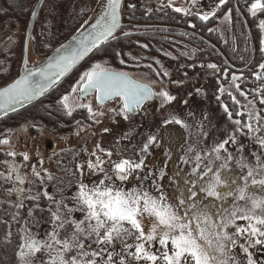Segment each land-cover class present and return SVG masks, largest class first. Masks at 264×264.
Returning <instances> with one entry per match:
<instances>
[{"label":"snow or ice","instance_id":"1","mask_svg":"<svg viewBox=\"0 0 264 264\" xmlns=\"http://www.w3.org/2000/svg\"><path fill=\"white\" fill-rule=\"evenodd\" d=\"M196 3L197 0H192L193 6ZM228 3L229 0H219L218 5L208 11H191L184 7H175L174 11L207 22ZM102 4L101 12L91 23L90 30L81 31L72 37L69 44L57 48L51 57H47L46 64L29 67L25 56L24 74L6 87H0V112H14L18 106L23 107L44 96L89 53L98 52L120 40L121 0H102ZM245 5L252 17L264 15V0H245ZM130 7L135 8V5ZM164 7H172L171 0ZM232 12L233 9H229L225 19H229ZM30 15L36 16L37 13L32 10ZM88 23L84 21L85 25ZM191 27L195 28L196 25L192 24ZM258 28L264 31V20H259ZM123 35L127 37L131 33ZM261 43L264 44V40ZM112 55L121 58L122 49L115 50ZM125 62L124 58L120 59L121 64ZM148 67L151 68L150 65ZM207 67L217 72L223 71L214 63ZM258 68L260 71L251 75L258 81H264V62ZM156 75L161 73L156 72ZM163 75L168 74L164 72ZM242 79L243 73L239 76L233 73L231 87L248 100L250 93L237 83ZM218 91L221 96L225 94L222 86ZM69 92L76 93L78 99L94 92L100 102L118 100V114L122 113L124 119L157 96L164 104L176 99L167 90L154 92L148 84L132 79L126 72L110 70L100 63H93L80 73L75 83L69 85L66 94L56 100L58 111L65 115H73L76 108L87 109L92 114L89 104H78L75 108L70 106ZM227 95L234 105H240L232 91H228ZM251 95L253 99L248 100V105H240L242 110L235 114L227 104H223L224 112L230 119L233 115L240 117L233 120L236 129L228 139L214 145L202 144V125L195 140L189 134V142L182 149L184 155L179 157L181 164L188 166L183 169L177 167L170 172L163 162L159 168H147V156L154 148H159L167 159H171V145L169 151L164 152L166 129L150 132L142 140L134 157L111 159L113 152H104L97 145V149L104 152L109 160L105 161L94 151L92 156L95 161L89 160L87 167L93 173H101L102 178L93 182L91 187L81 180L78 191L71 198L72 207L64 203L63 198L55 201L46 190L32 195L31 188L23 187L26 174L21 172V168L26 165L5 161L7 173H0V178L11 182L12 187L8 191L17 195V209L23 207L25 199L39 201L41 196L53 202L56 209H48L52 230L45 238H35L29 230L21 229L20 243L15 253L18 258L16 264H37V261L39 264H264L252 251L264 250V135L261 134L264 133V115L256 107L257 102L264 105V83L252 89ZM173 124L181 125L184 129L191 128L175 117L162 122L168 129ZM108 131V128L104 129V132ZM237 132L249 136L258 145L260 151L252 154L254 159L247 156L244 146L236 138ZM230 143L239 146L230 151L227 147ZM0 144H9V140H0ZM7 155L15 157L17 153L9 151ZM21 155L24 161L30 159L26 153ZM105 164H109L110 168H106ZM83 168V165H77L81 176ZM44 171L47 172L46 169ZM32 175L43 183L44 177L35 166L32 167ZM47 178L51 179V174ZM130 179H135L136 185L126 189L124 185ZM164 180H168L172 186V193L163 186ZM36 207H39L38 203ZM62 209L68 213L67 217ZM75 212L82 213V218H74L72 213ZM28 214L32 215L31 209ZM66 225L72 228V232L61 239L59 232ZM11 235L10 230L5 235L9 243ZM129 238L132 243H127ZM86 241L91 243L86 244ZM117 242L120 244L119 250ZM92 243L96 248H92Z\"/></svg>","mask_w":264,"mask_h":264},{"label":"rangeland","instance_id":"2","mask_svg":"<svg viewBox=\"0 0 264 264\" xmlns=\"http://www.w3.org/2000/svg\"><path fill=\"white\" fill-rule=\"evenodd\" d=\"M50 1L52 3V5L50 4V9L52 10V15L50 17L52 18V20H47L48 25L47 23H45V20H40L37 26V37L40 41L41 46V48H39V51H43V53L51 49V43L56 45V43H58L59 41H64L66 38H69V34L71 33V31L75 32L78 29L77 26L82 25V23L86 20V18H88V16L92 13L93 9L99 2V0ZM132 1L135 3L139 2L140 5L147 11L150 8L163 10L167 8L174 9L175 7L189 8L193 11H196L197 9L201 11H208L215 8L219 3V0H197L196 5L193 6L192 0H171L172 7H164L165 5L169 4L170 0ZM130 3H132L131 0H129V4ZM56 4L58 7L57 9L54 8ZM229 9H233V12L229 19H225V14ZM262 17L264 19V15H262ZM174 18V15L165 16L162 21L163 23L171 24ZM7 21L10 22L11 19L7 18ZM12 22L13 21H11V24L8 28L13 30V34L10 38V41L8 40V42H6V46H10L12 52H14L15 50H18L20 48L18 46V31L21 28L17 23ZM240 22H242L240 16L236 12H234L231 0H229V3L226 7H222L217 10L216 16L213 19H210L207 24L199 26V30L201 29V31H203L207 27L213 29V31L217 33L216 38L223 40L224 45H228L230 47L228 53L233 55L231 56L233 62H231L235 65L245 64L251 57L250 53L246 55V53H243V50L247 47V42L249 40L248 32L250 30L252 31L254 36V31L250 27V24L252 23H248V31L247 28L243 30V28L241 27L242 24L240 25ZM137 31L138 30L131 28H124L123 33H131ZM204 31H206V29ZM144 38L145 37H140L138 35H130L127 37L123 35L120 36V40L118 42L116 41L115 47L113 45L112 52L103 51L102 49H100V51L98 52L91 53L84 61V63L80 67H78L72 74H70V76H67L68 78L64 81L63 84L60 85L61 88H58L60 92H58L59 94H57L56 100L60 95L66 94V91L69 89V85L75 83V81L79 78V74L89 68L93 63H100L102 66L109 69L124 71L137 80L146 81L150 85H153L157 92L167 90L171 95L174 96H176L177 92L174 88H177V86L180 88L189 87L191 88L189 90L190 92H195L198 91L195 89L197 86H202L208 81L207 83L208 87L210 88V92H213L212 97L213 99L215 98V89L212 90L211 88L216 87L218 84V81L215 78V74L217 73V71L207 67V65L211 63L209 62L210 59L205 57V63L203 65V68L201 69L204 74H207L206 77H209L207 80H200V76H196L195 78L181 79L180 75L178 76L176 81L169 83V81L167 80L168 78H152L149 76L150 71L165 70L169 76L172 70H170L168 67H157V63L155 62L160 60V56L163 55L169 57L176 55L174 57L180 56L185 58V56H188L189 54L192 55L193 52L189 49L185 50L186 47H184L178 41V39L176 38V33H174L173 31H156L153 35L150 36L149 40H146ZM257 38V49H259L262 53L263 61L261 62H264V51L261 50L264 49V44L261 43V40H264V31H262ZM154 40L158 41L155 42ZM159 41H163L164 44L159 43ZM165 42H168L166 44L169 45H165ZM59 45H57L56 47H58ZM143 45H147V47L145 48L143 47ZM152 46H157L158 49L162 52L155 53L154 51H151ZM207 47L208 46H206V48ZM117 49H122L121 58H124L126 61L124 64L120 63L121 58L112 55V53ZM199 49V55H214L213 51L206 52L204 48L200 47ZM152 54L154 55L150 56ZM34 58L40 59L41 57L39 58V54L37 56L35 54ZM260 59V57L257 58V61L259 62ZM216 61V65L220 69L222 66V60L216 59ZM254 63L257 62L254 61ZM247 64L249 63L247 62ZM128 65H132L133 67H128ZM149 65L151 66V68L148 67ZM192 69L193 67L184 69L185 71L181 72L186 73V70ZM229 71L230 72L226 70L225 72V74H227V78L223 79L222 77V79H219V82H223L222 85H219V88L221 86L224 87L226 92V94L224 95V98H226L225 101H227L229 109L235 114V112L242 110L240 108V105H248V100L253 99V96L251 95V90L253 89L252 87L257 88L260 84L264 83V81H258L256 77L253 80L249 77H245L243 74L242 80H253L252 85L250 84L248 86L250 88H248L249 90L247 89V92H249L250 95L248 97V100H246L239 94L237 90L231 87V76L233 73L236 74V72H233L234 70L232 69H229ZM236 75L239 76L240 74ZM182 76L184 77V75ZM201 81L202 84L199 83ZM205 86L207 85L205 84ZM228 91L233 92L236 98L240 101V105L233 104L231 98L227 95ZM68 94V102L70 106L75 108V106L78 104H89L92 107V114H89L87 109H81L84 121H79L75 116L71 115L69 119H67V117H61L58 125H37L33 128L30 127V121L28 122L24 119V117H21L20 124L18 122L13 126H6L4 127V129H0V140H9V144H0V173H7V169L4 164L5 161H9V163H11L16 160L17 162L15 161V163L26 165L25 167L21 168V172L23 174H26V180L23 187L26 189L31 188L32 195L42 193L46 190L48 194L54 198L55 201H60L63 198L64 203L68 204L69 207H72L73 202L71 198L78 191V185L81 180H83L84 183L91 187L93 182H98L102 178L101 173H93L87 167V162L89 160H93V162L95 161L92 153L95 151L97 155H100L101 158L105 161L109 160V158L104 154V152L106 151L113 152L114 155L111 159H119L120 157L126 156L127 150L121 144V141L124 140L129 134V127L127 121H122L121 119L115 117V115L117 116L118 114L119 108L117 109L114 104L104 106L98 105L95 95L89 96L87 99L80 100L77 98L76 93L69 92ZM195 94L196 93H194V95ZM258 95L259 94H257V96ZM181 99L182 100L174 106L173 117L183 120L186 124L190 125L191 128L184 129L181 125L175 124L171 126V129H168L167 125H160L161 127L154 126L151 130L150 128H147L138 137V141L140 144L150 132H155L158 129H161V131L166 129V138L172 136L173 139H178V148L182 151L186 143L189 142V134H191L192 139L195 140L197 138L196 133L200 131V126H203V124L207 126L206 128H210L212 130L211 133L206 135L209 140L207 145H214L218 141L228 139L233 134L234 130L236 129L233 120L240 119V117L233 115V117L230 119L228 115H225L223 119H221L222 115H220V113L223 109L221 103H224L221 95L219 96V100H212L211 95H209L208 93L204 101L200 103H193L196 101H192L189 96L188 98ZM185 101H187V103H185ZM216 103H218L219 105H215ZM173 104L174 101L167 104V106L165 107V113L171 112L168 109L172 108ZM163 106H165L164 103ZM217 106H219L220 108H218ZM249 107L251 106L249 105ZM256 107L261 111V114L264 115V105H260L257 102ZM114 108L117 109L116 112L113 111ZM244 110L246 111L247 109ZM75 111L73 113H75ZM206 112L210 113L208 117H205L204 115L206 114ZM217 115L221 116V120L219 119L220 121L218 123V120L216 118ZM202 119L206 120V123L205 121H203V124H201ZM244 119H247V117H244ZM262 123H264V121H262ZM105 128H108L109 131L104 132ZM206 128L203 129V133ZM261 134L264 135V133ZM202 137H205V133ZM202 137H200V140ZM236 138L238 139L239 143L244 146L247 156L250 159H254L252 154L258 153L260 151L258 145L249 136L242 135L239 132L236 133ZM97 145L104 149V152L99 151V149H97L96 147ZM238 146L239 145H233L231 143L227 145L230 151L235 150ZM9 151H14L17 153V155L15 157H10L7 155ZM24 153L29 156L30 159L28 161L23 160V156L21 154ZM182 155H184L183 151ZM58 157L64 158L68 164H57L56 159L59 160ZM40 161H42V163ZM78 164L84 166L83 176L80 175V170L77 169ZM33 166H35L37 171H39L44 177L43 183H41L40 179L32 175ZM105 167L110 168V165L105 164ZM45 169L47 170V172L44 171ZM236 171H238V169H236ZM49 174H51V179L47 178ZM67 174H69V177H67ZM10 187H12L10 181L0 178V201H7L8 204H10L14 208L15 215L22 217L21 229L29 230L30 234L35 238H45L46 234L52 230L51 215L48 209L51 207L52 211H56L55 204L53 202H50L47 197L41 196L39 201L36 202L25 199L24 203L27 200V204H29L28 206L30 207L26 208L25 206H23L22 208L17 209L15 207L17 195L8 191ZM24 195H28V193H25ZM37 203L39 204V207H36ZM29 209L32 210V215L28 214ZM62 213L65 217L68 216V213L63 209ZM72 216L76 219H81L82 213L75 212L72 213ZM71 232L72 228L66 225L63 230H60L59 236L61 239H63L65 237H68ZM87 243H91V241H86V244ZM127 243H132V239L129 238ZM91 246L92 248H96V245L94 243H92ZM116 247L117 250H119V242H117ZM252 251L254 252L255 257L258 260L264 261L263 250H260L259 252V249H252ZM237 252H239V250H237ZM240 255L241 259H243V255Z\"/></svg>","mask_w":264,"mask_h":264},{"label":"flooded vegetation","instance_id":"3","mask_svg":"<svg viewBox=\"0 0 264 264\" xmlns=\"http://www.w3.org/2000/svg\"><path fill=\"white\" fill-rule=\"evenodd\" d=\"M36 2H37V0H0V86L4 85L5 83H7L11 79H13L20 69L21 62L23 59V54H24V42H25L26 27L28 24L30 12L32 11ZM131 2L135 4V8L130 7V5H134V4H132V3L129 4V0H123V4H122V23L123 24H122V29L119 30L120 36L123 35L124 28H129V29L131 28V29H135L138 31L143 30L142 32H146V33H148L149 31H156V30H161V29L170 30V31H173L174 33H176V38L184 47H186L185 50L189 49L190 51L193 52L192 55L189 54L188 56H185V58L180 57V56L174 57L176 55L169 56V57L163 56V55L160 56L159 57L160 60H159V63L157 64V67H159V66H162L164 68L168 67L170 70L171 69L172 70H171L169 76L163 75V73L166 72L165 70L150 71V74H149L150 77H152V78L163 77L164 79L168 78L167 80L169 81V83L176 81V79L180 75H181V79L182 78H184V79L195 78L196 76H200V80H207L209 77L208 76L206 77L207 74H204V72H202V70H201L203 68L204 63H205V61H204L205 57L210 59L209 62L214 63V64L217 63L216 59H221L222 60V66L220 69L223 71L217 72L215 74V78L217 79L218 84L216 87L211 88L212 90L215 89L214 91L216 92V95H215L216 99L215 98L213 99V97H212L213 92H210V88L208 87V83H207L208 81H207L205 83L207 86H205V84H203L202 86H197L195 89L198 91H195V92H190L189 90L191 88H189V87L188 88L187 87H181L180 88L177 86V88H174L177 91L176 96H175L176 99L174 101L173 107L168 109L171 111L170 113H165V111H166L165 107L167 106V104H165V106H163V101L158 96L153 98V99L146 101L145 105L142 106L141 110H138L135 113L129 114L128 119H124L122 113L117 114V116L114 113L115 117H117L118 119H121L122 121H127L128 127H129V131H128L129 134L127 135V137L124 140L121 141V144L127 150L126 156H123V157H134V153L136 151H138V148L140 146V143L138 141V137L141 133L144 132L145 129L150 128V130H151L154 126L162 125V122L166 118L167 119L173 118L174 106L182 100L181 98H188V96H189L192 99V101H196L193 103H200V102L204 101V99L206 98V95H208V93H209V95H211L212 100H217L218 97L221 95L220 92L218 91L219 85L223 84V82L222 83L219 82V79H222V77H223V79L225 78L226 70H228V72H230L229 69H232V70H234L233 72H236V74L243 73L245 77H249V78L254 79L255 77L253 75H251V73L260 71V69L258 68V65L260 63H262L261 61H263L262 53L259 49H257L256 44L258 41L257 37L262 32L258 28V22H259V20H264V19H263L262 15H258L257 18L252 17L251 13H249L247 11V7L245 5V0H231V4L234 8V12H236L240 16V19L242 21V22H240V25L242 24L241 27L243 28V30L246 29L248 23L250 24V22H251L252 24H250V27L254 31V36H253L252 31L251 30L249 31V28H247V30L249 31L248 32L249 40L247 42V46H248V51H249L251 57L247 61L249 64H247V62H246L245 64H242V65H237V64L235 65L232 63L233 59H231V56H233V55L228 53L230 50V47L228 45H224L223 40L216 38L217 33H215L214 31L209 32L208 29H210V28H208V27L205 28L206 31H204L205 29L203 31H201V29L199 30V26H203V25L207 24L210 20L207 22L201 21L196 16L185 15L184 13H177L174 11V9H169V8L163 9V10L150 8L151 11H149V9L147 11V10H145V8H143L140 5L139 2L135 3L132 0H131ZM50 4L52 5L50 0H44L42 5L39 7V9L37 11V15L35 17V22H34V30L32 31V34L29 35V37L26 41L28 43L27 44V52H26L27 53V59H28L30 52H32L34 54V56H35V54H36V56L39 54V58L41 57L40 59H42L43 57L50 54L57 45H59L63 42V40H61L58 43H56V45L51 43L52 47H51V49H49V51L47 50V52L43 53V51H39V48H41V46H40V41L38 40V37H37V26H38L40 20H45V23H47V20L48 21L52 20V18L50 17L52 15V10L50 9L51 8ZM129 7H130V10H129ZM54 8L55 9L58 8L57 4H56V6H54ZM191 11H193V10H191ZM44 12H45V14H44ZM167 12H170V14H173L175 16V18H174V20H172L171 24L163 23V21H162L164 19L165 15L167 14ZM43 16H45V17H43ZM148 16L151 18H149ZM7 18L11 19V21H13L12 23H17L21 28L18 31V46L20 48L18 50H15L14 52H12L10 46H6V42H8V40L10 41V38L13 34V30L8 28L9 25L11 24V21L10 22L7 21ZM13 19H15V20H13ZM210 19H213V18H210ZM192 24H195L196 27L195 28L191 27ZM47 25H48V23H47ZM163 25H173L175 27H178V29L163 28L162 27ZM77 28H78V26H77ZM138 31L136 33H140ZM201 32H203V33H201ZM131 33H135V32H131ZM178 34H184L185 36L186 35L191 36L192 38H189V39L188 38L187 39L180 38V37H178ZM151 35L152 34L147 35V34L143 33V36H145L144 39H146V40H149ZM154 41L156 42L158 40H154ZM159 43L164 44L163 41H159ZM166 43H168V42H165V45H169ZM198 43H200V44H198ZM148 45H149V43H148ZM206 46H208V47L206 48ZM199 47L204 48V50H206V52L213 51L214 55L210 56L209 53H208L209 54L208 56L199 55V52H198L200 50ZM151 51H154L155 53L162 52L158 49L157 46H152ZM153 55L154 54H152L150 56H153ZM259 57L261 59L258 62L257 58H259ZM87 58H88V56L77 66V68L80 67ZM152 61H154V60H152ZM254 61H256L258 64L254 63ZM128 67L132 68L133 66L128 65ZM191 67H193L192 70H186L187 71L186 73L181 72V71H185L184 69H188ZM77 68H75L70 74H72ZM114 70H117V69H114ZM156 72H160L161 75L157 76ZM70 74L68 76H70ZM182 75H184V77ZM130 77L132 79H135L132 76H130ZM67 78L68 77L63 79V81H61L52 90L45 93L44 96H41L40 98L36 99L32 103L27 104L24 107L19 108L14 112H10V113H7L5 115L0 116V129H4V127H6V126H13L14 124H16L18 122L20 124L21 123V117H24V119L28 122L30 121V127H32V128L37 126V125L38 126L58 125L61 117H64V118L67 117V119H69L70 116L65 115L62 111H58V105L56 104V96H57V94H59L58 92H60L58 90V88H61L60 85L63 84ZM135 80H137V79H135ZM137 81L140 83L148 84L153 89L154 92L156 91L154 86L150 85L148 82L142 81V80H137ZM244 82H245V80H239L238 81V83H240L241 89L247 91V89L250 87L243 85L242 83H244ZM199 83L202 84V81ZM252 88L255 89L256 87H252ZM194 93H196V94L194 95ZM225 94H226V92H225ZM92 95H95V97H96V93L93 92V93H90L89 95H87L86 97H84L83 99H87L89 96H92ZM224 95L222 96V100L224 101V103L223 102L221 103L222 106H223V104H227V101H225L226 98H224ZM83 99H80V100H83ZM96 101H97L98 105H101V106L114 104L117 109L120 107V103L118 100H111L110 99V100L104 101L103 103H100V101H98L97 99H96ZM215 105H219V104L216 103ZM217 107L220 108L219 106H217ZM82 110L77 108L75 113H73V116H75L76 119L79 121H84L83 120L84 117L82 116L83 113L81 112ZM204 115H205V117H208V115H210V113L206 112V114H204ZM220 115H222V117L219 115L216 116V118L218 120L217 123L221 119H223V117L225 115L227 116V114L224 112V109H222V112L220 113ZM220 117H221V119H220ZM203 121H205V123H206V120L202 119L201 124H203ZM202 127L204 129L207 126L205 124H203ZM157 131H161V129H158ZM173 131H175V130H173ZM211 132H212V130L210 128H206V130L204 131L205 137L204 138L202 137L203 139L201 138L202 144L207 145L209 140H208L206 135L211 133ZM177 141L179 142L178 139H176V138L173 139L172 136L169 138H166V134H165L163 137L164 152H168L169 151V145H171V152H170L171 159H167L164 156V154L160 151L159 148H154L151 150L150 155L147 156V159H146L147 168H149V169L159 168V167H161L162 162H163V165L166 166L170 172L175 171L177 167L182 168V169L188 167L186 165H182L180 162L179 157H181L183 155H182V151L178 148L179 144ZM180 143H181V140H180ZM58 158H59V160L56 159L57 164H59V165L68 164L64 158H61V157H58ZM120 158H122V157H120ZM67 177H69V174H67ZM162 184L169 193L173 192V188L168 183V180L162 181ZM135 185H136V180L130 179L124 185V187L127 189V188L133 187ZM259 252H260V250H259Z\"/></svg>","mask_w":264,"mask_h":264},{"label":"trees","instance_id":"4","mask_svg":"<svg viewBox=\"0 0 264 264\" xmlns=\"http://www.w3.org/2000/svg\"><path fill=\"white\" fill-rule=\"evenodd\" d=\"M170 15H173V14H170V12H167V14L165 16H170ZM156 31L169 32L170 30L161 29V30H156ZM156 31H149L148 33H146V32L136 33L135 32V33H131V35H138L140 37H145V36H143V33L147 34V35L148 34L153 35L154 32H156ZM72 32L73 31H71V33ZM71 33L69 35H71ZM178 37L185 38V39L192 38L191 36H187V35L185 36L184 34H178ZM115 43H116V41L112 42L110 46H105L104 48H101V49L103 51H111L112 52V50H113L112 47H113V45L115 47ZM243 53H246V55L249 54L248 46L246 47V49L243 50ZM251 79H253V78H251ZM253 80H250V81L245 80V82L242 84L245 86H249L250 84L252 85ZM28 205L29 204H27V200H26L23 206H25L26 208H29L30 206H28ZM13 217H15V218H13ZM21 222H22V217L15 215L13 207L10 204H8L7 201H0V264H16V261L18 258L15 255V253L18 249V244L20 243L19 238L21 235ZM9 226H10V228H9ZM9 230L12 233L11 238H10V240H11L10 243L5 240V235ZM43 258L47 259V257H43ZM37 264H39V261H37Z\"/></svg>","mask_w":264,"mask_h":264},{"label":"water","instance_id":"5","mask_svg":"<svg viewBox=\"0 0 264 264\" xmlns=\"http://www.w3.org/2000/svg\"><path fill=\"white\" fill-rule=\"evenodd\" d=\"M43 1L44 0H37V2L35 3V5H34V7H33V9L32 10H35L36 11V13H37V11H38V9H39V7L42 5V3H43ZM100 2H101V4L98 6V3H97V5H96V7L93 9V11H92V13L88 16V18H86V20L85 21H89V23L87 24V25H85L84 24V22L82 23V25H83V27H78V29L68 38V39H66L63 43H61L58 47H56L50 54H48L47 56H45V57H43L42 59H40V60H37V62L36 63H30L29 62V60H28V62H29V67H39V66H43L44 64H46L47 63V57H51L52 55H53V53L55 52V50L57 49V48H59V47H61V45H67V44H69V42L71 41V39H72V37L73 36H76V35H79V33L81 32V31H88V30H90V25H91V23H94L95 22V18L100 14V12H101V9H102V7H103V4H102V0H99ZM122 4H123V0H121V24H123L122 23ZM35 17L36 16H31V15H29V19H28V24H27V27H26V32H25V42H24V54H23V59H22V62H21V66H20V69H19V71L17 72V74L15 75V77L13 78V79H11L9 82H7V83H5L4 85H2V86H0V87H6L9 83H11L14 79H18L19 78V76L20 75H23L24 74V63H23V61H24V58H25V56L27 57V39H28V37H29V35L30 34H32V31L34 30V22H35ZM163 28H169V29H178V27H175V26H173V25H163L162 26ZM201 37V36H200ZM203 38V37H202ZM91 53H89L87 56H89ZM86 56V57H87ZM85 57V58H86ZM84 58V59H85ZM83 59V60H84ZM82 60V61H83ZM82 61H80L65 77H63L60 81H59V83L61 82V81H63V79H65L75 68H77V66L82 62ZM58 83V84H59ZM57 84V85H58ZM56 85V86H57ZM53 89V88H52ZM52 89H50V90H52ZM49 90V91H50ZM48 91V92H49ZM38 98H40V97H38ZM37 98V99H38ZM35 101V100H34ZM33 102V101H32ZM31 102V103H32ZM100 103H103V102H100ZM28 104H30V103H28ZM25 105H27V104H25ZM24 105V106H25ZM23 106V107H24ZM19 108H22V107H17V109H19ZM10 112H13V111H9V112H7V113H10ZM6 113V114H7ZM2 115H5V113H3V112H0V116H2Z\"/></svg>","mask_w":264,"mask_h":264},{"label":"bare ground","instance_id":"6","mask_svg":"<svg viewBox=\"0 0 264 264\" xmlns=\"http://www.w3.org/2000/svg\"><path fill=\"white\" fill-rule=\"evenodd\" d=\"M101 4V2H98V6ZM28 60L30 63H36L38 59L34 58V54L32 52H30L29 56H28Z\"/></svg>","mask_w":264,"mask_h":264}]
</instances>
